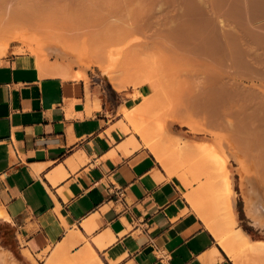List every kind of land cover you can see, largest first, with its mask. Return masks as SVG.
I'll return each instance as SVG.
<instances>
[{
	"label": "crops",
	"instance_id": "crops-1",
	"mask_svg": "<svg viewBox=\"0 0 264 264\" xmlns=\"http://www.w3.org/2000/svg\"><path fill=\"white\" fill-rule=\"evenodd\" d=\"M249 1L246 11L264 14V0ZM259 29L248 30L255 58H242L238 30L229 40L225 58L240 56L231 76L264 77V22ZM17 46L0 55V234H13L27 264L89 250L101 264H236L178 175L125 132L134 89L117 88L98 67L107 79L87 68L63 74Z\"/></svg>",
	"mask_w": 264,
	"mask_h": 264
},
{
	"label": "bare ground",
	"instance_id": "bare-ground-1",
	"mask_svg": "<svg viewBox=\"0 0 264 264\" xmlns=\"http://www.w3.org/2000/svg\"><path fill=\"white\" fill-rule=\"evenodd\" d=\"M182 1L187 4L185 5V11H181L180 14H178L177 21L175 20L174 22V20H170V18V21H167L171 14H167L166 8H170L171 5H176L178 2L180 4ZM193 1L194 0H162L157 8L153 10V6L156 2L155 0H0V55L5 53L7 44L12 40H22L30 45L31 40L35 42L39 40L44 45L37 46L35 49L37 50L38 57L42 64L47 62L46 59H48L46 58V54L49 51H44L45 49H51L54 50V52L60 51L69 53L71 54V58L74 56L75 59H80V61L87 66H97L112 80L117 88H125L131 83L135 85L147 84L152 94L155 93L156 87L148 80L145 74L146 72H142L141 61H147L145 63H148V60H150L148 59L150 58L148 55L152 53L157 55V53L166 52L165 60L169 61L170 57L169 66L174 62L176 65L173 64L175 68H179V66L184 68H179L182 70V73L183 70H185V72L190 70L189 74L186 73L184 76H176L180 84H178V81L175 79L177 81V83L176 81L175 83L179 86V89L174 98V102L173 100L171 101L173 102L171 104H173L174 109L172 110L173 112L170 111V114L168 113L169 118L193 130L200 129L199 131H201L204 123L208 125L216 123V125L219 124L222 125L221 127H225V131L227 129L234 132L235 136L247 138V136L250 137L251 135V138L253 136L257 141L254 142V146L261 147V151H259V149L257 153L260 152L264 160V91L261 90L262 93L256 94V97L259 99L250 102L247 100H251L255 95H246L239 89L236 78L240 76L223 75L219 71H214V73L207 75L205 79L198 76L201 78L199 79L195 76L196 74L194 75L192 73L194 66L209 64V60L213 53L217 55L219 52L224 56L227 54V50L232 49H228L229 42L226 38H223V40L217 38L215 43L210 42L205 28L201 27L199 21L202 15L208 12L207 8H204L206 3L203 0H198L197 5L193 3ZM179 6H177L178 9ZM174 9L170 10L173 13L172 15L175 14L176 10L178 12L180 11ZM160 10H165L167 17L165 14V18L162 16L161 19V16L157 13V11L160 13ZM151 12H156L159 16L153 13L158 16L155 15L157 18H153V16L150 15ZM173 18L176 17L174 16ZM218 20L222 28H224L225 22L223 19L219 18ZM165 21L167 23L170 22L168 26L167 23L165 26L163 25ZM34 24L38 25V29L37 27L36 29L39 33L44 32V35L37 33L32 34V32L29 33L27 28H30V26L32 27ZM205 24L207 23L205 22ZM40 25L44 28L41 29L42 27H40ZM152 27H154V30L149 31ZM45 28H48L47 31ZM51 28H54V30L56 29L58 33L54 34ZM162 28L164 29V34L161 31ZM138 34L143 35V38L142 36L137 38V41L139 40L138 43L135 41L137 46L134 42L133 44L139 48H136L134 45V48H129L132 42L127 38L126 41L130 42L128 44L130 46L127 51L123 53L124 55L121 54L123 58L121 57L122 59L119 61L118 59H120V57H118L116 60L118 51L116 53V49L110 48L112 41L125 38L126 36H134V38H136L139 36ZM32 35L33 37H31ZM172 37L176 39H172L176 42L171 41ZM232 44L233 43H231V45ZM167 51L171 52L169 53L170 55ZM144 52L149 54H144ZM50 53L52 52L50 51ZM141 53L145 55L144 59ZM153 55L151 56L153 57ZM160 55L163 56L162 54ZM163 57H161L160 60ZM162 61L164 62V59ZM142 64V67H144L143 69H145L147 64L143 62ZM165 66L166 65H163L162 69ZM117 67L122 69L123 75L119 76L115 73ZM60 68L63 69V74L72 76L79 75L77 71L72 73L71 70H64L66 69L64 67ZM165 69L166 68L163 70ZM167 69L170 70L171 68L169 69L167 67ZM58 71H60V69H58ZM178 72L180 73V71ZM234 100L243 101H238L241 103L234 108V105L231 103ZM148 104L149 99H144L137 106L124 108L123 113L127 121L130 124L135 123L134 120L140 116L139 114ZM199 113L201 114V120L199 119V123H197L195 121V115ZM229 115L236 117L237 120L236 122L234 121L235 123L231 120V116ZM253 116L257 117V121L252 120ZM218 129H221L220 126H218L216 130ZM134 130L135 133L141 137L145 146L155 155V158H157L161 165L167 167L169 162L168 158L164 156V152H162L160 146L152 142L146 136L147 133H145V129L143 127L134 126ZM231 132H228V135H226V132L225 135L228 137L233 135ZM248 140L250 141V139ZM131 142L133 146L137 145V140L133 137ZM248 144H246V146H248ZM189 146L192 147L190 143ZM250 146L251 143L246 149H249ZM248 151L250 152V150ZM260 153L259 155H261ZM233 155L236 157L235 154ZM165 170H167L168 173H173L168 168ZM180 180L185 187L188 186L187 182L182 179ZM262 186L263 198L259 195L255 200H250L249 198L245 200L247 215L258 220H261L260 216L264 215V180ZM232 190L231 186H229L227 194L225 193L226 196H223V203L221 202L223 207L220 208V212H218L219 209L215 210L217 214L213 211L205 212L207 214L214 213L213 215H216L215 217H209V215L206 216L204 215L205 213H202L204 209L199 208V206L201 207L202 205H197L195 199L197 195H194L195 193L193 194V192L188 191L186 195L193 208L199 212V216L206 227L215 234L221 246L236 264H244V262H242V256L246 254L264 258V239H253L245 229L241 227L235 228L236 214L232 206ZM24 250H26L25 253L28 255L29 251L27 249ZM1 259L4 263L2 261L0 262L7 264V256L5 254H0V260ZM96 259V254L93 253L92 250H89L88 253L79 252L77 255L70 258L64 256L62 257L64 263L61 264H101L97 262ZM45 264L54 263L49 260Z\"/></svg>",
	"mask_w": 264,
	"mask_h": 264
},
{
	"label": "rangeland",
	"instance_id": "rangeland-1",
	"mask_svg": "<svg viewBox=\"0 0 264 264\" xmlns=\"http://www.w3.org/2000/svg\"><path fill=\"white\" fill-rule=\"evenodd\" d=\"M155 1H156L154 4L155 7L153 6V10L154 8H157L158 4L162 0H155ZM203 1L206 3V6L204 8H207L208 15L206 13L203 14L202 18H200L199 21H200L201 27L205 28L206 34L210 38V42L215 43V40L217 38L221 40H223V38H226L228 42L229 40L234 41L235 39L233 37L236 35L233 33H235V31L238 30L240 32V35L242 36V42L244 44L243 46L246 48V51L242 55L243 56L242 58H255L254 56L259 51L260 47L258 46L256 39L253 37V35L248 30H250L251 28L258 29V27H260V29L263 28V22H264L263 12L253 11V8H251L252 10H250V12L246 11L245 4H247L246 2L247 0H231L230 3L232 6L230 5L231 6L230 8H232L233 10L230 13L224 10L225 0H222V1L221 0H203ZM193 3L198 5V0H194ZM178 4L176 3V5H173V6L171 5L170 6L171 9L166 8L167 14L168 15L171 14L168 17L167 21L169 20V18L170 20L171 19L174 20V22L175 20L177 21L178 14H180L181 11L183 12L185 11V5L187 4H185L184 1L180 2L181 4V5L179 4L180 6ZM177 6H179V9L177 8ZM174 8L180 11L178 12ZM172 9L176 10L175 11L176 15L175 14L172 15L173 13L172 11H170ZM164 12L165 10L163 11L160 10V13L157 11V13L161 16V19H162V16L166 14V12L165 13ZM153 13H156V12H151L150 15L153 16V18H157L159 16L157 13L156 14L158 16ZM167 14L165 15L166 17H167ZM165 16L163 18H165ZM174 16L176 18H173ZM219 18L223 19V21L225 22L224 28H222L221 24L219 23V20H218ZM205 22L208 25L205 24ZM166 23L167 22L165 21L163 25L165 26ZM168 23H167V26H168ZM36 27L38 29V25L34 24L32 25V27L30 26V28H27V29L29 30V33L32 32V34L37 33L40 35H44V32L39 33ZM40 27H42L41 29L44 28L41 25ZM152 28L149 31H153L154 27ZM41 29L39 28L40 31ZM45 29L47 31L48 28H45ZM51 30L52 32H54V34L58 33L56 29H55L56 31L54 30V28L53 29L51 28ZM51 30H48V31H51ZM42 31H45V30H42ZM161 31L163 33L164 29L162 28ZM226 32H228V35H226ZM138 35L139 36H137L136 38H134V36H126L125 38L112 41L110 48L116 49V53L118 51L117 53L118 55L116 54L117 55L116 60L118 59V57H120V59H118L119 61L123 58L122 57L124 55L123 53L127 51L130 45L131 47L129 48H132V47L134 48V46L139 42V40L137 41V38H140L141 36L143 38V35L141 34H138ZM31 37H33V35ZM127 38L128 40L130 39L129 40L130 42H132L130 45H128L130 42L126 41ZM237 38H239L238 35H237ZM172 39H175V38L172 37L171 41H173ZM135 41H137V43ZM11 42L18 44V46L16 47V50L18 51L28 50V51L34 52L35 54H37V56H38V53L35 48L37 46L44 45L39 40H37L36 42L34 40H31L30 41L31 45L22 40H12L9 43ZM133 42L134 44L135 43L136 44L134 45ZM9 43L7 45H9ZM136 48H139V47H136ZM44 51H47V52L49 51L46 54V58H48L46 59L47 62L53 65L55 64L59 69H61L60 67H64L66 68L64 70L68 69V70H71L72 73H75L76 71L80 72L81 69L87 68V69H92L93 71H97L98 73H100V75L105 77L101 73V71L97 68V66L95 65L87 66L85 63L80 61V59L78 58L75 59L74 56H72L71 58V54L69 53H64L60 51L54 52V50H51V49H45ZM50 51L52 53H50ZM167 52L168 54L171 53L169 51ZM163 53H160V54H162L164 57L161 56L159 53H157V55L154 53L148 55L150 56V58L147 57L148 59H150V60L147 59L148 63H145L147 61L145 62L141 61L142 66H143L142 62L144 64H147L146 66L144 65L145 69H143L144 67L142 66H141V69H142V72L144 73L146 72L145 74L148 80L151 81L156 87L155 93H152V94L150 93V89L147 84H141V85H145L146 87L144 95H139L137 92V88L140 85L136 84L137 85L136 86L135 84L131 83L125 87V88L134 89L132 96L135 97L136 103L129 108L137 106L144 99H149L148 106L139 114L140 116L136 118V120H134L135 123H132L133 125L132 124L129 125V123L123 116L124 122L121 120L122 125H125V124L128 125V128L126 129L125 132L129 134L134 133L135 132L134 126L143 127L145 129L146 131L145 133H147L146 136L152 142H155L156 144H158L160 148L162 149V152H164L163 153L164 156L168 158L169 162L167 164V167L165 165H162L164 166L163 168L164 169L168 168L170 171L180 176L179 179H182L188 183V186H187L188 191H191L193 192V194L195 193L194 195H197L198 198L197 197L195 198L197 205L199 204L202 205L201 207L199 206V208L204 209V212L202 213H205L207 211L215 212V210L217 209H219L218 212H220L221 211L220 208L223 207L222 206V203H223L222 199L224 198L223 196L224 195L226 196L228 188L229 186H231V189H233L232 190L233 195L231 199L232 206L236 214L235 228L241 227L245 229L253 239H257V238L264 239V215L260 216L261 220L254 219L248 216L245 210V200L247 198H249L250 200H255L257 199L259 195L260 197L263 196L262 195L263 194L262 185H263V180H264V164H263L264 160H263L262 154L260 152L259 153L261 155L257 153L258 152L257 150L260 149L259 151H261V147L254 146V142H257V141L255 140L253 136L251 138V135L250 137L247 136V138H244L242 136L238 137L237 135L235 136L234 132H231L227 129L225 131L224 130L225 127L223 128L221 127L222 125H219V124L217 125L220 126L221 129L216 130L218 128L216 123L209 124V125L204 123L203 127L201 126L203 129L199 131L200 129L193 130V129H190L188 126L180 125L172 121L169 118L170 111L174 109L173 104L171 103L174 102V98L176 97V93L179 89V86L176 85L178 81L177 80L178 78L176 76L178 75L184 76L186 75V73L189 74L190 70L186 72L185 70H183V73H182V70L179 69L182 67L178 65L179 68H175L176 65L174 64V62L171 63L172 67L169 66L170 57L167 54V56L169 57V61H166L165 60L166 52L164 54ZM121 54L123 55L121 56ZM144 54H149V53L144 52ZM142 55L143 54L141 53V56ZM151 55H153V57ZM203 55L208 56L206 54H203ZM143 56L142 57L144 59L145 55ZM160 56L163 57L161 60H160L161 58ZM139 58L142 59L141 57ZM236 58L239 59L240 56L233 57V58H229V57L225 58V55L223 56L219 52L217 55L213 53L209 60V64L207 65L201 64V65L194 66L192 73L194 75L196 74L195 76L197 77L198 76L203 77L202 79H205L207 75L214 73V71H219L223 75L229 74V76H231L232 75L231 70H234L235 68L238 67L236 66L237 64L235 65ZM163 59H164V62L162 61ZM160 62L162 63V66ZM163 65H166L164 67L166 68L165 70H163L164 68L162 69ZM167 67L171 69L168 70ZM61 70L63 71V69ZM178 71H180V73ZM115 73L119 76L123 75L122 69L120 67L119 68L117 67L115 69ZM236 80L238 82L239 89L243 93H245L246 95H255V97L252 98L254 100L251 99L247 101L251 102V101H255L256 99H259L256 97V94L262 93V91H264V87H263L264 77H257V76L241 77V78L239 77V78H236ZM178 84H180L179 81H178ZM176 86H177V89H176ZM172 100L173 102H171ZM228 101L230 102L229 98H228ZM238 101H243V100H234L231 102L232 105H234V108H236L238 104L241 103V102L239 103ZM199 114L195 115V119H196L195 121L197 123H199L198 121L201 118V114L200 115ZM229 116H231V120H233V122L234 121L236 122L237 119L235 116L233 115H229ZM256 118L257 117L253 116L252 120L257 121ZM228 132H231L233 135H230L229 137L226 136L229 134ZM136 136L137 138L141 139L139 135H136ZM248 139H250V141ZM189 143L190 145H192V147L189 146ZM248 143L249 144L251 143V146L253 147L250 146L249 149H246L249 146ZM246 144H248V146H246ZM141 145L144 146L143 143ZM145 148L148 149L147 147ZM244 150L247 152H245ZM248 150H250V152ZM233 154H235L236 157ZM194 210L199 215V212L196 209ZM216 212L215 214H217ZM213 214L214 213H210V214L205 213L204 215L206 216L209 215V217H212V216L215 217L216 215H213ZM0 254H5L7 256V259H6L7 264H27L26 261L22 258V256L17 252L13 234L11 232L8 233L6 237H2V238L0 234ZM52 256H53L52 254L44 255L42 262L45 263ZM66 256H68V254ZM59 257L60 255L57 256L55 261H57V259L59 260ZM242 258H243L242 262H244V264H264V258L262 257L246 254L242 256ZM0 261L4 263L2 259ZM2 262L0 263L3 264ZM54 264H57V262Z\"/></svg>",
	"mask_w": 264,
	"mask_h": 264
},
{
	"label": "trees",
	"instance_id": "trees-1",
	"mask_svg": "<svg viewBox=\"0 0 264 264\" xmlns=\"http://www.w3.org/2000/svg\"><path fill=\"white\" fill-rule=\"evenodd\" d=\"M250 235V234H249Z\"/></svg>",
	"mask_w": 264,
	"mask_h": 264
}]
</instances>
